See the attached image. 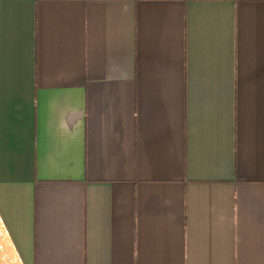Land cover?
<instances>
[{
    "label": "crops",
    "instance_id": "obj_1",
    "mask_svg": "<svg viewBox=\"0 0 264 264\" xmlns=\"http://www.w3.org/2000/svg\"><path fill=\"white\" fill-rule=\"evenodd\" d=\"M0 215L25 264H264V0H0Z\"/></svg>",
    "mask_w": 264,
    "mask_h": 264
},
{
    "label": "water",
    "instance_id": "obj_2",
    "mask_svg": "<svg viewBox=\"0 0 264 264\" xmlns=\"http://www.w3.org/2000/svg\"><path fill=\"white\" fill-rule=\"evenodd\" d=\"M0 264H25L0 215Z\"/></svg>",
    "mask_w": 264,
    "mask_h": 264
}]
</instances>
